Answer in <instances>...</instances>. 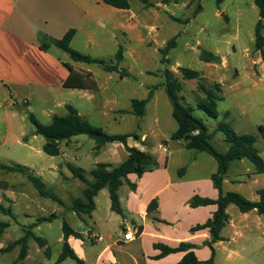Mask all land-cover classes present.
<instances>
[{
  "label": "rangeland",
  "instance_id": "374dc122",
  "mask_svg": "<svg viewBox=\"0 0 264 264\" xmlns=\"http://www.w3.org/2000/svg\"><path fill=\"white\" fill-rule=\"evenodd\" d=\"M147 1L153 7H145L137 0L133 1L132 7L139 12L142 22L155 26V30L144 41L140 40L135 45L136 57L127 55L121 64L120 68L127 71L129 76L122 79L119 74H113L114 79L109 81L108 75L94 65L92 68L98 75L102 92L106 95L101 92L92 102L70 97V103H67L73 107L78 105L81 116L107 134L150 135L153 130L157 139H168L178 128L172 117V104L162 86V74L168 70L182 83L180 96L187 105L195 109V116L207 127L211 134V143L217 151L224 153L229 147L224 133L217 130L219 124L224 122L230 124L240 135H256V147L264 160V138L259 131L260 126L264 127V57L255 46V30L260 20V11L254 0H225L221 5L216 0H168L166 10L159 8L158 0ZM198 3L201 10L195 13ZM262 33L264 34V29ZM175 37H178L176 46L167 56L169 63L161 64L159 50ZM203 51L219 56L221 62L205 63L200 58ZM103 61L108 64L116 63L114 56H108ZM180 68L200 72L204 83L209 87L217 83L222 85L223 99L218 103L217 120L197 109V105L205 97L198 90L199 81L183 80ZM154 87V99L146 107L145 116L140 118L129 113L132 109L131 101L147 99ZM2 90L0 89L1 92ZM115 91L119 97L117 104L111 96ZM4 92L5 98L0 95V165L30 168L35 176L41 178L47 192L58 197L59 201L40 196L22 174L0 170V181L6 182L9 187L7 191L0 189V204L12 213L6 214L0 207V221L10 224L0 238V243L6 248L23 237L24 231L33 222L46 216L51 219L50 222L41 223L40 228L36 227L33 231L37 237L47 240L49 249L40 248L36 240L31 238L28 242L30 257L42 262L48 260V264H57L63 251L62 227L66 221L75 231L83 233L73 248L79 261L69 258L59 264H97L105 247L123 233L127 225L121 226L122 222L128 220L133 228L132 221L142 224L140 214L127 209L126 195L130 189L129 185L124 184L119 190V196L124 202L122 215L111 211L110 193L105 189L97 198L98 211L93 220L88 217L80 218L71 210V206L73 201L83 198L87 185L75 178L69 167L82 170L89 180H93L91 172L97 164L110 163L115 167L119 166L127 159L126 151L117 148L111 150L114 155L110 156L106 150L112 148L107 146L100 151L94 140L81 135L63 142L60 155L51 157L43 151L46 141L42 136L35 135V127L29 115H34L42 125L49 126L55 115L64 117L68 114L67 109L56 107L54 101L61 103L68 97L57 95L46 103L34 94L28 100V105H25L23 98L17 97L18 105L11 107L9 104L14 97L9 90L4 89ZM14 113L16 116H13ZM132 143L137 145L140 142L131 141ZM174 146L175 150L178 149ZM195 154L198 153L185 149L177 155L174 158L176 164L169 168V175L172 178L177 177L179 167L191 161ZM202 156L211 164H216L210 155L203 153ZM248 168L253 169L255 166L247 160L243 164L235 163L231 167L230 175L240 174L235 172L240 169L249 176ZM243 187L251 188L252 184L248 183ZM9 197L15 202L6 203V198ZM233 208L232 217L238 222L241 212L237 207ZM52 215L55 217L51 218ZM263 229L261 226L255 229L250 234L251 240L234 237V240L228 239L229 243L215 245L214 264H264ZM99 236L103 237V241L94 239ZM196 246V255L201 263L212 258L208 246ZM149 248L152 250V246L149 247L146 243L141 245L140 241H135L123 247V252L124 256L133 259L142 254L146 255ZM110 249L116 257L114 250ZM19 254L20 247L1 254L0 264L19 262ZM106 255L103 256L106 262L113 261L110 253L107 255L108 259ZM177 258L178 256H172L163 264H175Z\"/></svg>",
  "mask_w": 264,
  "mask_h": 264
},
{
  "label": "crops",
  "instance_id": "0c3cea01",
  "mask_svg": "<svg viewBox=\"0 0 264 264\" xmlns=\"http://www.w3.org/2000/svg\"><path fill=\"white\" fill-rule=\"evenodd\" d=\"M133 1L130 0L131 8L129 10H121L107 5L104 0H0V89H3L2 92L0 91V95L5 98L4 89L10 91V95L15 100L10 102L11 107L18 105L17 97L23 98L25 105H28V100L33 98L34 94L46 103H49L57 95L66 96L68 98L61 103L54 101L56 107L65 109L70 103V97L88 102L96 100V97L102 92V85L92 68L94 65L72 61L52 42L62 40L68 32L75 30L71 47L81 54L104 60L108 56L116 58L119 49L123 48L124 61L127 55L136 57L135 45L140 40L144 41L145 37L155 30V26L142 22L139 12L133 10ZM140 3L143 4L141 1ZM157 4H159V8L166 10L169 1L158 0ZM42 42L50 44L48 51L41 49ZM65 65L73 68L74 72L71 74ZM105 73L108 75L109 81L114 79L113 74H117ZM68 81L71 84L84 82L88 89L66 88L65 83ZM111 96L114 99L113 102L117 104L119 97L116 91ZM153 99L154 97L151 101ZM77 106L74 107L79 111ZM13 116H16V113ZM139 135L141 136L140 143L134 145L129 140V146H137L140 150L150 153L154 165L151 171L145 173L141 178L134 175L129 176V181L136 188L133 190L129 186L130 192L126 195V207L130 211H137L142 221V224L139 225L132 221L133 228L142 230L135 241H140L141 245L146 243L149 247L152 246V250L149 248L146 255L142 254L133 257V259L127 258L124 256L123 247L133 242H124L121 233L113 243L105 247L97 264H129L130 262L132 264H163L166 263V259H170L172 256H178L175 261V264H178L184 254L171 255L156 260L155 258L160 252L154 250V244L176 246L180 242H190L195 245H203L204 242L210 241L208 231L192 234L190 229L198 224L206 223L217 210L216 206L192 209L189 207V201L194 196L212 200L218 198L219 193L211 179L218 170L217 162L211 164L203 158V153L195 154L191 161L179 167L177 177L172 178L169 175V168L172 164H176L174 158L186 149L183 143L171 141V136L168 139H157L153 130L150 131V135L146 133ZM174 145L178 149L175 150ZM107 146L112 148L106 150L110 156L114 155L111 150L117 148H123L126 151L120 143L107 144L100 151H103ZM229 148L230 146L224 153ZM235 163L243 164L245 160L230 165L228 175L223 183L224 192L240 193L249 201L258 202V191L264 189V174H257L256 168H248L249 176L240 169L235 171L240 174L230 175L231 167ZM209 165L212 166L209 167ZM183 168L185 172L180 175L179 171ZM248 183L252 184V187L244 188L243 186ZM105 189L109 191L108 186L101 191ZM100 192L95 198V211L91 216L83 215L82 219L88 217L93 220L98 211L97 198ZM6 200V203L15 202L11 197ZM153 200H157L158 207L155 211L148 213V206ZM123 204V199L120 198L121 209ZM0 205L5 207L2 203ZM233 207L228 208L230 222L222 231L223 241L216 245L229 243L228 239L234 240V237L251 240L250 234L255 229L259 226L264 228L263 215H259L257 211L241 213V218L237 222L231 214ZM110 209L112 211V202ZM53 216L55 215H52L51 218ZM124 225L130 227V222L124 220L121 226ZM79 233L81 234L82 231ZM262 237L264 238V229ZM68 242L73 249L78 239L70 237ZM3 248H5L4 245L0 243V250ZM47 248L48 242L44 249ZM110 248L114 250L116 257L113 256ZM108 253L111 254L110 258L113 261H105L103 256ZM1 254L3 252L0 251ZM48 262V260L42 262L39 259H33L28 254L23 261H16L15 264H48Z\"/></svg>",
  "mask_w": 264,
  "mask_h": 264
},
{
  "label": "trees",
  "instance_id": "16d2710c",
  "mask_svg": "<svg viewBox=\"0 0 264 264\" xmlns=\"http://www.w3.org/2000/svg\"><path fill=\"white\" fill-rule=\"evenodd\" d=\"M146 7H153L147 0H139ZM200 1V0H194ZM225 0H216L218 5H221ZM104 2L116 9L129 10L131 8L130 0H104ZM255 5L260 11V20L255 30V46L264 57V0H254ZM201 10L200 3H198L195 13ZM174 21H179L173 19ZM188 21H185L187 23ZM76 31L71 30L62 40H56L52 43L61 49L67 56L76 63H83L87 65H96L100 67L104 72L117 73L121 78L129 76V73L122 68L121 64L124 61V50L120 48L115 61L116 63L108 64L103 60L93 58L88 55H84L74 50L71 47V42L75 36ZM177 38L168 41L164 48L159 50L161 55V64L169 63L167 56L171 49L175 48ZM50 44L46 42L41 43V49L48 51ZM200 58L205 63L218 64L221 62V58L214 53L203 51L200 54ZM68 71L72 74L73 68L69 65H65ZM182 74L183 80H198V90L204 94V99L197 105V109L205 112L210 118L218 119L219 114L217 111L218 103L223 99L221 96L222 85L215 84L214 86H207L204 83L202 74L198 71L188 68L179 69ZM164 78L163 87L168 95V98L172 104V117L176 121L178 128L171 135V141L182 142L186 150L195 151L196 153H205L215 159L218 164L217 172L212 176V182L215 189L218 191L219 196L216 200L209 198H202L200 196H194L189 201V207L196 209L199 207L216 206L217 210L212 214V217L204 224H198L190 229L192 234L208 231L210 235V241L204 242L205 246H208L212 253V258L207 262L201 263L195 253L197 246L190 242H180L176 246H170L165 244H154V250L159 251V255L156 256V260L167 258L171 255L184 254L183 258L178 264H214L213 257L215 255L214 246L223 241L221 236L223 229L230 222V215L228 214V208L230 206L237 207L241 213L246 214L251 211H257L259 215L264 216V189L258 191L259 201L252 202L246 199L243 195L236 192L225 193L223 189V183L228 175L230 165L234 162L247 160L251 162L255 168L257 174H264V160L260 155L256 145L258 137L253 134L240 135L234 131L230 124L221 122L217 128L219 132L224 133L227 143L230 148L226 153H220L215 149L211 143V134L207 127L195 116V109L187 105L183 98L180 96L182 92V83L175 79L173 74L165 70L162 74ZM70 80V79H69ZM66 88L72 89H88L86 83H65ZM95 87V86H94ZM155 87L150 90L149 96L145 100L133 99L131 101L132 109L129 113L137 116L144 117L146 114V107L153 98ZM68 114L64 117L55 115L53 117L52 124L49 126L42 125L34 115H29V119L35 127V135L42 136L46 143L43 147V151L51 156L56 157L61 153V144L65 141H70L72 138L86 135L90 139L96 142V148L101 149L107 144L120 143L122 144L127 153V159L119 166H113L108 163H99L96 168L91 172L93 181L90 182L85 176L82 170H76L71 167L70 171L73 176L79 179L81 182L87 185L83 191V198L73 201L72 209L77 216L82 218L83 215L91 216L95 211V198L98 193L105 187H109L110 199L112 202V211L119 215H122V209L120 205L119 190L127 184L131 189L135 190L136 186L129 181V176L134 175L141 178L145 173L151 171L154 165L153 157L150 153L140 150L137 146H129V140L139 143L141 136L138 133L110 135L103 129L93 126L86 118L82 117L79 111L71 106H66ZM228 114L226 115V117ZM259 131L264 138V127L260 126ZM0 170L5 173H20L25 176L33 187L37 190L40 196L43 198L51 199L52 201H59L58 197L47 192L45 185L41 178L35 176L30 168L21 165L5 166L0 165ZM185 169H181L179 174L182 175ZM0 189L8 190V184L0 181ZM3 212L8 215H12L9 209H5L0 206ZM158 207L157 200H153L148 206V213L155 211ZM55 216H53L54 218ZM50 218H39L32 225L24 231L23 237L9 244L6 248L0 250L3 253H7L16 247H20V254L18 261H23L29 254L28 242L31 238L35 239L39 247L44 249L47 241L43 238L37 237L34 233V229L41 223L50 221ZM10 227V224L0 221V237ZM141 234L142 230L138 229ZM63 251L58 257L57 264L64 262L67 259L78 260L73 249L69 245V238L75 237L80 239L81 234L75 231L69 224L64 221L63 227ZM47 248L46 250H48Z\"/></svg>",
  "mask_w": 264,
  "mask_h": 264
},
{
  "label": "built area",
  "instance_id": "2783aa9c",
  "mask_svg": "<svg viewBox=\"0 0 264 264\" xmlns=\"http://www.w3.org/2000/svg\"><path fill=\"white\" fill-rule=\"evenodd\" d=\"M139 233L138 228H131L129 226H125L123 229V241L124 242H134L137 239V234ZM95 240L103 241L101 236L95 237Z\"/></svg>",
  "mask_w": 264,
  "mask_h": 264
}]
</instances>
